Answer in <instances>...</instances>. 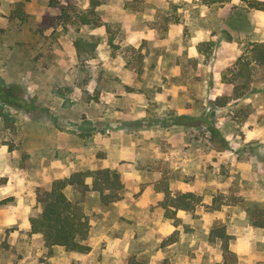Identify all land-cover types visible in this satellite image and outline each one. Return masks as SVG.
<instances>
[{
    "label": "rangeland",
    "instance_id": "1",
    "mask_svg": "<svg viewBox=\"0 0 264 264\" xmlns=\"http://www.w3.org/2000/svg\"><path fill=\"white\" fill-rule=\"evenodd\" d=\"M92 3L101 25L79 24ZM0 14V93L15 84L23 103L0 97V264H222L214 227L232 236L235 264H264L254 224L264 215V66L240 75L234 64L264 41L263 10L239 0H0ZM224 74L247 86L218 107ZM99 168L119 172L118 200L66 187L82 197L90 250L47 247L31 232L38 194ZM184 192L199 203L166 215V193Z\"/></svg>",
    "mask_w": 264,
    "mask_h": 264
},
{
    "label": "trees",
    "instance_id": "2",
    "mask_svg": "<svg viewBox=\"0 0 264 264\" xmlns=\"http://www.w3.org/2000/svg\"><path fill=\"white\" fill-rule=\"evenodd\" d=\"M29 0H18L16 5L20 8ZM203 4L220 5L230 0H200ZM247 8L259 9L264 11V0H239ZM86 11L78 12V23L81 25L100 26L101 22L96 16L95 6ZM20 11H12V17H16ZM16 13V14H15ZM112 43V40H110ZM254 62L259 66H264V41H253L248 45L246 58L244 55L239 56L234 64L240 66L239 73L243 75V68ZM242 70V71H241ZM234 78H227L223 75V82L220 93L215 98L218 107H224L233 99L241 97L240 89L245 88L247 84ZM20 87L15 84H8L0 93L1 100L18 108H23L21 100L17 99L15 91ZM16 97V99H13ZM72 186L79 190L81 196L88 190H93L99 194L103 204L112 203L121 198L123 183L117 170L110 168L99 169H82L71 173L68 176L56 178L53 180L50 189L44 190L38 194V200L42 203L41 213L31 219V232L38 233L42 236L44 244L47 247L62 246L67 250L88 252L90 245L85 242L90 231L89 218L84 210L82 197L78 200L71 199L66 193V187ZM200 201V196L193 192L178 193L170 195L166 193L162 204L165 208L166 215L173 213L169 210L170 205L175 209L193 210L195 205ZM255 225L264 227V215L261 214L260 221L254 222ZM213 238H218L221 242L223 251L222 264H235L237 257L234 251L229 247V241L232 238L223 227H214L211 230Z\"/></svg>",
    "mask_w": 264,
    "mask_h": 264
},
{
    "label": "crops",
    "instance_id": "3",
    "mask_svg": "<svg viewBox=\"0 0 264 264\" xmlns=\"http://www.w3.org/2000/svg\"><path fill=\"white\" fill-rule=\"evenodd\" d=\"M14 1H18V0H8V2L10 3H12V2H14ZM3 16V15H2ZM2 16H1V14H0V23H4V17L2 18ZM2 27H4V25L2 24V25H0V28H2ZM248 228H245V229H250V227L249 226H247ZM254 228V227H253ZM253 228H251V229H253ZM259 228H263V227H257V231H260V229ZM264 229V228H263ZM246 231H249V230H246ZM251 231H253V230H251ZM229 234V233H228ZM230 242V241H229ZM231 249V248H230ZM232 250V249H231ZM233 251V250H232Z\"/></svg>",
    "mask_w": 264,
    "mask_h": 264
}]
</instances>
